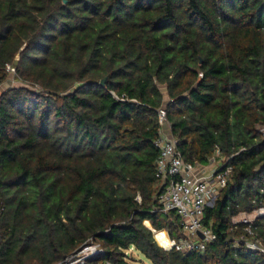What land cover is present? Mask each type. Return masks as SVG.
Segmentation results:
<instances>
[{"label":"trees","instance_id":"trees-1","mask_svg":"<svg viewBox=\"0 0 264 264\" xmlns=\"http://www.w3.org/2000/svg\"><path fill=\"white\" fill-rule=\"evenodd\" d=\"M8 65L35 88L0 92V264L89 243L103 252L74 264H264L232 224L264 207V0H0V84ZM162 107L186 161L232 168L204 252L166 248ZM253 228L264 244V214Z\"/></svg>","mask_w":264,"mask_h":264},{"label":"built area","instance_id":"built-area-1","mask_svg":"<svg viewBox=\"0 0 264 264\" xmlns=\"http://www.w3.org/2000/svg\"><path fill=\"white\" fill-rule=\"evenodd\" d=\"M8 69H12L10 65ZM160 136L156 144L160 150L157 159L156 175L160 179L161 189L157 196L156 210L164 213H174L178 217L177 238L169 237L170 245L167 249L175 248L181 252H204L208 245L216 239L211 225L205 222L206 208L212 206L216 197L226 186L232 172L231 167L218 170L223 163L213 171L215 157L212 156L207 164L191 163L185 160L177 146V141L171 133V126L164 107L159 109ZM219 152V151H217ZM140 200V197L138 198ZM213 203L211 205L210 202ZM3 208L0 206V215ZM264 214V207L260 206L253 211H241L232 217V224H243L247 234L240 236L245 247L250 251L264 253V244L256 238L253 223ZM87 251L86 255H81ZM84 250V251H83ZM103 252L97 243H89L73 257L67 264H74L77 258L84 260L92 255ZM80 255L78 256V254ZM106 264H114L107 261Z\"/></svg>","mask_w":264,"mask_h":264},{"label":"rangeland","instance_id":"rangeland-1","mask_svg":"<svg viewBox=\"0 0 264 264\" xmlns=\"http://www.w3.org/2000/svg\"><path fill=\"white\" fill-rule=\"evenodd\" d=\"M8 70H10V69H8ZM14 70L15 69L12 68L10 70L11 72H10V74L8 76V79L5 82L0 84V92H2L3 90H5V89H7L9 87L19 86V85H22V84H26V85H28L30 87H33L31 84H28V83L22 81L21 79H19L18 77H16ZM33 88H35V87H33ZM259 127L264 132V125L263 126H259ZM213 156L215 157V161H214V165L211 166L210 171H213L214 169L218 168L226 160L225 156L221 155V153H219V152H216ZM212 203H213V201L210 202L209 205H211ZM166 233H168V232L166 231ZM87 251H88V249L86 251L82 252L81 255H86ZM129 253L132 256V259H134V260H132L133 261L132 263H134V264H151V262L148 259H146L143 255H141L137 251L130 250ZM79 255H80V253L78 254V256ZM76 259L77 260L75 262H78V261H81L80 259H82V258H77L76 257Z\"/></svg>","mask_w":264,"mask_h":264},{"label":"water","instance_id":"water-1","mask_svg":"<svg viewBox=\"0 0 264 264\" xmlns=\"http://www.w3.org/2000/svg\"><path fill=\"white\" fill-rule=\"evenodd\" d=\"M105 78L101 80V84H104L105 83Z\"/></svg>","mask_w":264,"mask_h":264}]
</instances>
